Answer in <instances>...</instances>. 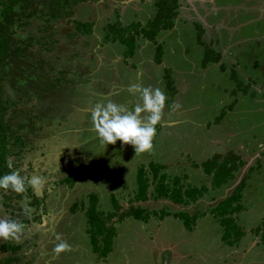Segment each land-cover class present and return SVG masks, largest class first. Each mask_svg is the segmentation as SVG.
<instances>
[{"label":"rangeland","instance_id":"rangeland-1","mask_svg":"<svg viewBox=\"0 0 264 264\" xmlns=\"http://www.w3.org/2000/svg\"><path fill=\"white\" fill-rule=\"evenodd\" d=\"M155 1L159 0H0L2 23L6 12L3 5L7 4L12 12L11 21L6 22L0 35V149L5 153L3 158L0 156V171L3 174L10 171L7 160L12 157L21 175L47 178L43 192L31 188L23 194L0 190V219H14L26 226L20 240H0V264H178L184 259L178 262V250L189 244H184L186 240L181 238L195 240L203 236L208 243L199 246V250L194 249L192 264H223L220 261L224 255L228 258L225 264L264 263L255 242L261 237L264 243V163L258 170L253 164L255 159L250 160L245 172L242 165L243 172L237 171L234 179L224 185L213 182L215 171L209 174L201 164L219 149L203 142V138L207 135L204 123H208L206 130H211L215 118L206 120L220 112L221 103L217 95L205 96L204 82L196 76L199 68L187 61L185 43L193 40V36L174 27L169 33V30L158 32L154 43L147 38L148 31L143 33L141 28L132 27L135 31L123 32L130 25L149 26L158 9ZM178 4L181 9L172 26L189 27L190 17L185 13L189 4L187 0H178ZM196 25H199L197 22L195 29L199 30ZM120 36L134 37L135 49L144 42L138 51H133L138 60L137 69L143 76L141 84L159 87L167 96L153 149L141 154H135L130 145L122 148L119 141L107 147L100 144L91 123V111L98 103L102 88L98 91L100 85L95 86L93 78L85 77V72L93 75L101 71L100 66L104 67L101 57L111 44L122 45L120 52L127 50L117 39ZM252 44L256 45V57L262 56L264 49L260 47L264 42L258 43L254 38L249 42ZM157 45L161 47L159 64L168 63L165 67L170 69L165 68L164 78L167 72L170 78L179 72L188 83L172 82L169 87L161 81L160 68L151 65L152 55L156 61ZM166 45L170 49L174 47L176 52H169L165 58ZM261 68L257 67V71ZM208 75L213 76L212 72ZM222 78L215 80L221 87ZM256 87L259 86L251 87L253 93L260 96ZM111 91L114 92L111 99L123 95L120 88L114 87ZM173 103L180 104L181 108L170 109L169 104ZM244 109L252 111L250 106ZM252 114L242 112L237 118L232 117L223 131L230 136L233 133L229 131H235L236 141L248 143L247 153L257 148L261 137L260 131L251 133L248 122L255 126L258 117ZM207 145L209 148H204L207 153L202 156L201 151ZM228 148L235 149L234 143L221 150ZM224 160L229 170L235 160L233 157ZM161 162L163 168L158 166ZM151 163L160 167L156 173L150 169ZM140 170L149 180L147 200L140 204L149 216L142 220L132 216L110 219L108 225L112 223L116 229L111 251L105 257H98L89 248V242L92 246L86 215L89 197L96 195V211L102 219H108L107 215L116 211L120 214L135 202ZM252 176L247 196H242L245 178ZM175 179H179L178 184L174 183ZM241 181L243 188L238 200L237 187ZM162 182L182 193L197 189L195 198L186 193L179 202L170 193H161L160 189L158 193ZM231 196L235 197L229 199ZM114 199L120 205L119 210L114 206ZM238 204L240 207L236 208ZM180 212L205 217L201 224L213 225L214 231L207 235L199 227L203 235L194 231L190 236L183 220L176 216ZM230 218L243 230L236 255L228 248L237 245L221 237V227H224L221 221ZM229 222L232 225L231 219ZM53 230L71 245L70 251L58 256L53 254L56 244ZM99 245H103L101 239ZM84 249L87 250L84 252ZM234 256L238 258L235 260Z\"/></svg>","mask_w":264,"mask_h":264},{"label":"crops","instance_id":"crops-1","mask_svg":"<svg viewBox=\"0 0 264 264\" xmlns=\"http://www.w3.org/2000/svg\"><path fill=\"white\" fill-rule=\"evenodd\" d=\"M187 2L189 8H186L185 13L190 17L189 27H186L183 24L181 26L177 24L176 26H171L162 31L169 30L167 31V33H169L172 31V28L177 27V29L182 28L181 30L184 34L189 32V35L193 36V40L188 42V44L185 43V53L187 52V54H189V60L187 61L192 63L193 67L199 68V74L196 76L201 78L202 84L204 82L205 96L210 97L211 94L217 95V101L221 103L218 109L220 112L217 115L210 116L206 120V122H210L215 118L211 124V130H206V124L208 123H204V132H206L205 134L207 135L203 138V142H210L209 145L214 146V149L216 147L219 148L217 152L211 153L208 157L211 158L215 154L224 156L229 152H236L235 154H237L244 163V172L246 171L245 169L250 166V162L253 159H255L253 160V164H255V167L258 170H260L262 166L261 164L264 163V130H262L264 127V89H261L264 88V54L256 57V45H249V42L254 38L258 43L264 42V0H187ZM179 9H181V4H179ZM196 22L199 24L198 26L196 25L199 30L195 29ZM157 38L152 42L157 43ZM143 43L144 42H142L139 47ZM121 47L123 46L120 44L117 46L114 43L110 45L109 50L105 48V54L101 57L104 67L101 65V71H96L93 75L92 73L85 72V77L89 75L90 79L91 77L93 78L91 80H93L95 86H97V84L100 85L99 87L97 86L99 88L98 91L102 88V91L97 98L98 102L106 103L112 101L130 107L134 104L135 98L129 94L128 88L135 80V83L141 84L143 76H140V72L137 69L138 60L134 58V54L126 57L124 50L120 52L119 48ZM139 47L135 49V51H138ZM263 47L264 46L262 45L260 48L264 49ZM172 48L170 49L166 45V48L164 49L165 58L169 52L175 54L176 49L174 47ZM206 51L210 53V61L203 65L202 61L206 56ZM261 51L259 55L261 54ZM151 57H153V60L151 58V65L160 68L159 74L161 76V81L166 85L167 82L164 78V71L165 68H167L165 66H167L168 63H156L154 60L155 56L152 55ZM257 67L262 68L257 71ZM208 72H212L213 76L208 75ZM114 75L116 77H114ZM170 76L173 84L177 81H182L184 83L189 82V80H184L179 72L171 74ZM222 76L223 78L220 80L224 81V85L221 87L220 83L215 80ZM191 77L192 76H190V78ZM253 85L259 86L258 88L256 87V90L260 93V96L254 95V91L251 88ZM239 86L241 88H239ZM114 87L120 88L123 95L111 99V96L114 94L111 90ZM249 106L252 107V111H246L244 109V107ZM242 112H247V114L251 115H253L252 113L254 112L258 116L256 118L255 126H253L251 122H248V125L251 127V133L260 131L261 134L259 142L257 143V148L252 153H247V142L236 141L237 134L235 131H229V133H233L231 136L228 132H223L226 130L225 127H228L227 121L232 117L237 118L239 113ZM222 114L224 115L220 118V115ZM233 124L236 126V122ZM207 131L210 133H207ZM255 137L256 136H254V138ZM232 142L234 143L235 149L228 148L227 150H221V148L232 144ZM209 145L203 147L201 152L204 153L202 156L207 153L204 148H209ZM209 158H204V160L201 161V164ZM161 165H164V163ZM238 171L243 172L241 167ZM252 178L253 176L245 178L246 184L242 196H247V191L251 186ZM235 179L239 181L241 180L237 176ZM204 219L206 218H197L193 229H186L187 233L189 232L190 236H192L194 235V231H197L199 232V235H201L202 232L199 230V227H202L206 234L210 235L211 231H214V227L213 225L210 226L207 222H204L205 225L201 224ZM197 224H199V226ZM221 233V237H223V227H221ZM203 238L204 236L196 237L195 240L192 237L181 238L182 241L186 240L184 244H189L184 245L183 249L180 247L178 250V253H180L177 258L178 262L181 258H184L178 264L193 263V255L196 253L194 249L199 250V246H205V244L208 243V241L206 242L207 239L204 241ZM255 242L256 245H258V248L260 247L258 255L264 258V243L262 238L260 237V239ZM240 243L241 239L235 243L237 245L236 247L232 248V246L230 247L229 245L228 250L231 249L234 255L238 254L239 250L237 247ZM195 244L198 246L195 247ZM73 246H75V244H73ZM79 247L82 248L80 245ZM86 248H90V251H92L90 242L89 248L87 245ZM222 248H224V246ZM87 249H84V252ZM226 257L227 255H224L220 262L225 264L228 260ZM234 258L236 260L238 257L234 256Z\"/></svg>","mask_w":264,"mask_h":264},{"label":"clouds","instance_id":"clouds-1","mask_svg":"<svg viewBox=\"0 0 264 264\" xmlns=\"http://www.w3.org/2000/svg\"><path fill=\"white\" fill-rule=\"evenodd\" d=\"M128 92L135 98L130 108L125 104L112 101L98 102L91 111V123L96 133V139L104 146L115 145L118 141L121 147L132 146L135 154L150 152L153 149V139L157 135L167 101V96L159 87L143 86L133 83ZM172 110H178V103L169 104ZM8 173L0 175V190H11L16 194L25 193L28 188L35 192H43L47 178L43 175H21L15 168L14 158L7 160ZM48 222L45 221V224ZM25 225L14 219H0V240L18 241L25 231ZM56 244L52 249L54 255L71 250V245L53 230Z\"/></svg>","mask_w":264,"mask_h":264},{"label":"trees","instance_id":"trees-1","mask_svg":"<svg viewBox=\"0 0 264 264\" xmlns=\"http://www.w3.org/2000/svg\"><path fill=\"white\" fill-rule=\"evenodd\" d=\"M156 6H158L157 12H156V17L154 19V21L152 23L149 24V26H147L145 28V26H140L139 24L136 25H130V27H128L125 31H123L124 33H128L126 31L132 30V27H138L141 28L140 30L144 32L148 33L147 38L151 41H155V37L158 34V32L168 29L169 26H172V21L174 20L175 16L178 14V9H179V4H178V0H159L156 2ZM4 9L6 10V12L4 11V17H5V22L2 23L0 21V35H1V31L3 30L4 27H6V22H10L11 21V17L10 14H12L10 7L5 4L3 5ZM164 11V12H163ZM163 12V14H162ZM114 25V24H112ZM111 25V26H112ZM114 27V26H112ZM148 29V30H146ZM120 42L124 43L127 47V50H125L124 54L126 55V57L131 56L133 54V51L135 50V38H131V39H124L123 37H119L117 38ZM0 47H1V43H0ZM157 55H156V62L160 63V52H161V47L157 45ZM209 52L206 51V56L203 59V65L207 64L208 61H210L209 58ZM166 82L167 85L169 87L172 86V81L171 78L169 77V72H167L166 74ZM224 114L220 115V118L223 116ZM2 150V151H1ZM4 149H0V156L1 158H3V155H5V153H2ZM226 157H233L235 162L233 164V166L227 170L226 167L224 166V162H225V158ZM222 159V161H221ZM222 163H221V162ZM224 163V164H223ZM243 161H241V158L233 153V152H229L224 156L221 155H217L215 154L214 156H212L211 158L205 160L204 162H202V166L204 167V170H206L207 173H212L215 171L214 173V177H213V182L216 181L217 184L219 185H224L226 183H228L229 181L234 179V174L240 169V167L243 165ZM161 166V168H163L164 165H158ZM155 166L153 163H151L150 169H155L154 173H156L158 171V169H160V167ZM230 167V165H229ZM227 171L228 173L226 174V176L221 179L223 173ZM0 175H3V173L0 171ZM164 181V178H161ZM179 179H175L174 183L178 184ZM70 182V181H67ZM137 185H138V192L135 195V199H133V201L135 202H131L129 205V208H127L125 211L121 212L120 214H118V212H113V213H109V215H107L108 219H102V217L100 216V212L96 211V202H97V197L95 194L90 195L89 197V206L86 210V215L88 218V223L90 225V229H89V234H90V238L92 240V248L94 250V252L97 254L98 257H105L109 254V252L111 251V245H112V238L115 236V227L114 225L111 223L110 225H108V221L110 219H112L113 217L117 216L120 220H122L124 217H128V216H132L134 219L136 220H142V219H147V216H149V213L145 212L142 207L140 206L141 202L147 200V189H148V182L149 180L146 177V174L140 170V172L137 173ZM240 182V181H239ZM240 185L237 187L239 189V193L236 195L239 200L240 198V188L242 187L243 182L241 181V183H239ZM161 191V193H170V195L172 194L173 198L180 200L179 202H182V198L184 196V194H188L190 195L192 198H195L194 195L196 193L197 189H190L188 190L186 193H182L179 192L178 190H172L170 189V187L164 185V183L162 182L158 188H157V192ZM159 193V192H158ZM178 193V194H177ZM181 194V197H180ZM159 195V194H157ZM235 197V196H234ZM234 197H230L229 199H233ZM236 199V200H237ZM114 203H115V207L119 210L120 209V205H118L119 203L117 201H115L114 199ZM240 207V205L238 204V206L236 205V208ZM219 210V209H218ZM239 210V208H238ZM237 211V210H235ZM222 213H224V211H222ZM197 215V214H196ZM177 217H179L181 220H183L186 228L188 230L193 229L197 218H199L198 216H190L188 213H178L176 215ZM231 219L232 225L229 222ZM230 219H225L224 221H221L222 225H224V234H223V238L225 240H227V242L231 243L234 242L236 243V240H239L242 236V231L240 229V226L238 225V227L235 225L234 219L230 218ZM228 224V226H227ZM234 236V237H233ZM100 239L103 242V245L100 246L99 245V241ZM233 240V241H232Z\"/></svg>","mask_w":264,"mask_h":264},{"label":"bare ground","instance_id":"bare-ground-1","mask_svg":"<svg viewBox=\"0 0 264 264\" xmlns=\"http://www.w3.org/2000/svg\"><path fill=\"white\" fill-rule=\"evenodd\" d=\"M91 240V239H90Z\"/></svg>","mask_w":264,"mask_h":264}]
</instances>
